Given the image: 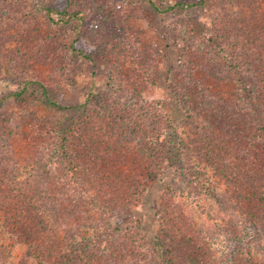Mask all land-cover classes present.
Wrapping results in <instances>:
<instances>
[{"label":"rangeland","instance_id":"obj_1","mask_svg":"<svg viewBox=\"0 0 264 264\" xmlns=\"http://www.w3.org/2000/svg\"><path fill=\"white\" fill-rule=\"evenodd\" d=\"M72 1L83 16L80 34L74 25H58L46 15V6L59 7L65 0H0V264H36L16 234L23 226L37 234H55L50 262L61 254L63 243L82 237L92 239L101 252L117 255L116 262L128 254L131 264L138 247L156 241L161 228L158 210L164 203L171 219L195 233L201 248L213 253L218 262L214 264H264V229L237 225V205L225 196L226 183L205 160L196 159L203 173L207 170L214 196L205 194L193 205L186 179L168 169L147 182L135 207L119 213H100L93 201L98 196L87 193L81 201L87 200L91 212L77 207L72 210L78 217L73 218L61 210L66 218L61 222L67 224L58 230L56 206L67 202L69 209L77 198L61 194L73 174L66 171L54 179L44 167L45 154L61 145L63 130L72 132L88 115L86 108L99 119L111 108L108 98L126 109L132 100H163L175 124H193L188 141L193 142L194 157L199 151L196 135L202 131L211 134L207 142L214 134H234L227 139L232 149L263 153L264 127L255 108L264 92H258L253 81L245 92L233 81H222L219 71L226 64L218 50L200 46V33L216 22L222 29L231 26L226 35L256 20L264 24V0ZM74 42L89 58L71 50ZM192 79L202 80L200 87L208 91L202 95L198 85L193 87L191 105L184 108L175 90ZM27 80L38 84H30L27 93L17 97ZM40 84L65 108L48 106ZM259 129L263 142L253 144ZM131 137L121 136L137 149Z\"/></svg>","mask_w":264,"mask_h":264},{"label":"trees","instance_id":"obj_2","mask_svg":"<svg viewBox=\"0 0 264 264\" xmlns=\"http://www.w3.org/2000/svg\"><path fill=\"white\" fill-rule=\"evenodd\" d=\"M168 9H173V6H168ZM44 10L54 23L74 25L79 34L81 33L82 12L72 0H65L59 7L46 6ZM218 25L216 22L200 33L202 38L200 46H211L218 50L219 57L226 64V67L219 71L221 80L233 81L244 92L245 88H249L248 83L253 81L257 91L264 92V24L256 20L230 35H226L230 32V25L225 29L217 27ZM83 37L81 34L79 40ZM71 50L89 58V55L81 49V46H76L75 42L71 44ZM201 81L192 79L176 88L175 98L184 108H189L191 105L193 87L198 85L199 92L206 95L208 89L200 87ZM30 84L36 85L38 82L27 80L25 87L15 95L21 97L26 94ZM40 85L48 106L65 108L50 97L46 86ZM107 102L108 104L111 102V108L99 119L91 115L89 109H84L88 112L84 120L72 132L67 128L64 129L61 145L55 149L51 148L52 151L44 156V167L49 177L56 179V176L61 177L63 173L70 171L73 174L71 184L73 180L76 181L73 187L67 182L61 192L68 199L74 196L77 198H73L74 202L70 204L69 209L65 207L67 202L62 206H56L59 214L57 220L60 221L57 230L67 224L62 223L66 219L63 213L77 218L79 212L72 210L74 208L81 207L85 213L91 212L93 207L89 211L86 210L87 200L81 201L87 193L93 192L98 196V199L93 201L100 213H119L135 207L146 190L147 182L163 175L168 169H172L176 178L186 179L190 187L188 197L193 199V205L205 194L214 196L217 193L216 189L207 178V170L203 173L204 170L198 166L197 158L199 162L205 160L209 163L219 179L226 183L225 196H229L231 202L237 205L236 214L240 212V215L234 214L237 225L249 223L258 230L264 229V152L248 154L246 149L238 147L232 149L227 139L234 134L225 137L214 134L210 142H207L211 134L206 135L202 131L203 133L196 135L194 145L199 147V151L194 157L190 148L193 142L188 141L189 126L193 127V124L190 122V125L183 122L175 124L163 100L150 103L144 102V99L136 102L132 100L133 104L127 109L118 100L108 98ZM255 109L261 119L260 128H263L262 94L258 96ZM262 133L259 129L258 139H254L253 144L259 145L263 142L260 138ZM122 135L133 136L131 138L138 142L139 147L132 148V143L123 140ZM228 145L229 147H226ZM227 149V153L223 154V150ZM165 205L162 204L158 210L161 228L156 241L138 247L136 249L138 255L130 263L183 264L182 259L185 258L184 262L187 264L218 263L212 257L213 253L208 252L210 251L208 248L202 249L201 244L195 241V233L178 224L176 219H171L170 211ZM83 221H85L84 217L81 219V222ZM20 229L16 234L21 239V243L28 246V256L36 261V264H101L103 261V264H129L128 254L116 262L114 260L118 259L117 255H111L105 250L101 252L94 247L92 239L85 241L87 239L82 237L77 241L75 238L71 239V243L70 240L69 243L68 240L66 244L63 243L61 254L50 262L52 257L50 248L55 241V234L49 232L37 234L31 226H23ZM193 245L196 249L199 247L202 250L196 251Z\"/></svg>","mask_w":264,"mask_h":264}]
</instances>
